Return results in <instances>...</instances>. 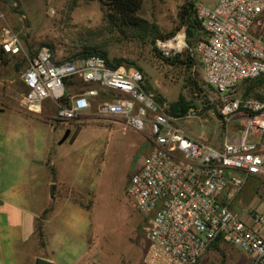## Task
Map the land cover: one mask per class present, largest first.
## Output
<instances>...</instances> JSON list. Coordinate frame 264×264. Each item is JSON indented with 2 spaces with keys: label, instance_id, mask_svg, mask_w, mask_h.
Wrapping results in <instances>:
<instances>
[{
  "label": "rangeland",
  "instance_id": "1",
  "mask_svg": "<svg viewBox=\"0 0 264 264\" xmlns=\"http://www.w3.org/2000/svg\"><path fill=\"white\" fill-rule=\"evenodd\" d=\"M187 2L195 8L200 3L210 5L212 0H140L136 15L146 22L143 31L125 27L113 16H107L104 0H0V24L17 34L27 54L46 45L56 58H65L95 47L104 50L108 59L121 58L122 63L140 68L148 83L156 88L154 94L167 104L179 96L189 104L185 114L175 116L179 128L217 147L226 133L236 135L239 125L235 123V129L221 123L219 98L225 94H217L204 83L194 43L187 46L184 41L185 25L178 13ZM172 36L178 37L182 45L174 54L176 59L170 61L159 55L154 40ZM3 57L0 264H33L35 251H45L35 246L30 229L34 214L47 200L54 208L45 225L46 239L56 264H81L83 258L86 264H141L145 248L143 218L131 207L124 189L149 147L145 136L91 113L67 122L49 119L44 112L26 113L20 105L23 87L18 76L25 67V58L21 53ZM187 57L193 64L187 66ZM242 82H255V86L243 95ZM242 82L230 92L231 97L264 101V79ZM78 125L82 128L71 143L66 140L56 144V137L66 128L73 130ZM49 158L56 162L63 181L77 188L67 187L64 194L68 198L60 205L49 196ZM251 190L247 183L239 198L247 203L246 207L260 213L263 203L251 195ZM259 233L264 236V225ZM247 262L236 248L221 243L207 247L196 264Z\"/></svg>",
  "mask_w": 264,
  "mask_h": 264
},
{
  "label": "built area",
  "instance_id": "2",
  "mask_svg": "<svg viewBox=\"0 0 264 264\" xmlns=\"http://www.w3.org/2000/svg\"><path fill=\"white\" fill-rule=\"evenodd\" d=\"M194 13L204 34L193 46L203 81L225 94L217 95L221 123L239 125L217 147L179 128L138 67L112 65L97 54L56 58L46 45L27 54L6 27L0 52L25 58L18 76L26 113L49 105L51 119L67 122L88 110L145 136L148 151L124 189L143 218L141 264H195L214 241L236 248L247 264H264V209L239 198L250 183L264 206V101L230 96L238 83L264 79V0H215L197 4ZM181 45L176 36L154 40L162 57Z\"/></svg>",
  "mask_w": 264,
  "mask_h": 264
},
{
  "label": "trees",
  "instance_id": "3",
  "mask_svg": "<svg viewBox=\"0 0 264 264\" xmlns=\"http://www.w3.org/2000/svg\"><path fill=\"white\" fill-rule=\"evenodd\" d=\"M104 4L107 5V9H108L107 16L108 15H110V17L113 16L115 20L118 21L119 24L125 27L133 29L135 31L136 30L143 31L146 22L145 20L139 18L136 15V12L139 10L140 7V0H104ZM178 17L180 19V22L185 25V31H184L185 43L187 44V46L193 45V43L195 45L196 41L202 37L201 34H203V32L201 31L199 22L195 17L194 4L192 2H187L186 5H182L180 7ZM91 54H97L99 56H102L112 65H117L122 63L121 58L108 59L106 57V53L104 50L97 49L95 47L85 48L84 50L72 55L71 57L88 56ZM3 56L4 54L0 52V60H4ZM163 58L172 61L176 59V55H172L170 57H163ZM185 63H187V66L193 64V62L189 59V57H187V61ZM126 64L131 65L129 63ZM242 83L245 85L242 91L243 95L248 94L255 86V82H252L250 84H245V82ZM156 98L161 100V98L158 95H156ZM178 98L179 99L177 101L171 102L168 107L169 113L173 116H179L185 114L189 106V104L184 101L182 96H179ZM44 211H46V209ZM217 245H218L217 241H214L209 246L216 247Z\"/></svg>",
  "mask_w": 264,
  "mask_h": 264
},
{
  "label": "crops",
  "instance_id": "4",
  "mask_svg": "<svg viewBox=\"0 0 264 264\" xmlns=\"http://www.w3.org/2000/svg\"><path fill=\"white\" fill-rule=\"evenodd\" d=\"M215 2V0H212V3L210 5H212ZM2 26L0 24V40H3L5 37V33L2 30ZM143 84L145 86V88L150 92V93H157V90L155 87L151 86L148 81L146 80V77L144 76V80H143ZM161 101L163 102L164 106L167 108V110L169 109V104H167L164 99L161 97ZM42 112H44L45 116H47V118L50 119V115H51V109L49 107V105H46L45 108L42 110ZM41 112V113H42ZM88 113L85 111L83 114ZM80 126V125H78ZM82 126H80L79 131L81 130ZM56 139H59L58 137H56ZM66 141V140H64ZM62 141V142H64ZM61 142V143H62ZM56 144H60L56 141ZM50 148H52V146H50ZM148 151V149H147ZM146 151V152H147ZM51 150H49V154H50ZM47 165L49 167V171L52 174L51 177L48 179L47 183H52L53 184V198L52 200H54L56 198V200L58 201L59 205L64 201V199L68 198V196L66 194H64V190L69 187L73 188V189H77L76 187H74L73 185H71L70 183H66L63 181V179L60 177L59 175V167L57 166L56 162H54V160H48ZM138 166V165H137ZM136 166V167H137ZM48 183V184H49ZM69 193V191H68ZM49 200H47V203L45 205V203L40 207V209L37 211L36 214H34L33 217V222H32V228L30 229V235H32L35 238L36 241V247L39 248V246L41 248H43V252H39L38 250L35 251V253L33 254V257H43L48 259L49 261L52 262V264H56V259H54V257H52L51 252L49 251V247H48V242L46 239V230H45V225H47L48 221H49V217L51 216V212L53 211V204L49 206ZM58 205V206H59ZM46 207L48 208L46 211H44L46 209ZM48 249V250H47ZM47 250V251H46ZM49 252V253H48ZM32 257V258H33ZM81 264H86L85 259H81Z\"/></svg>",
  "mask_w": 264,
  "mask_h": 264
},
{
  "label": "water",
  "instance_id": "5",
  "mask_svg": "<svg viewBox=\"0 0 264 264\" xmlns=\"http://www.w3.org/2000/svg\"><path fill=\"white\" fill-rule=\"evenodd\" d=\"M3 110V108L0 106V111ZM80 129V126H75L73 130H70V128H66L59 139L57 140L58 143H61L64 140H67L69 143H71L76 135L78 134ZM49 196L50 198H53V184L51 183L49 186ZM33 264H52L51 261H49L46 258L43 257H35Z\"/></svg>",
  "mask_w": 264,
  "mask_h": 264
}]
</instances>
